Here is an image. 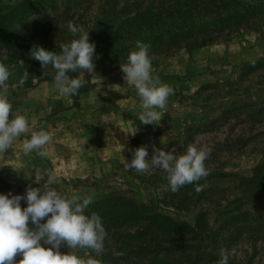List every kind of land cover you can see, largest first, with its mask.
<instances>
[{
    "label": "rangeland",
    "instance_id": "rangeland-1",
    "mask_svg": "<svg viewBox=\"0 0 264 264\" xmlns=\"http://www.w3.org/2000/svg\"><path fill=\"white\" fill-rule=\"evenodd\" d=\"M93 3L86 15L63 17L67 24L56 44L70 42L69 22L91 33L99 9L97 0ZM150 56L153 74L175 93L157 126L138 120L140 100L123 80L121 62H94L93 72L69 73L83 84L75 96L59 94L51 69L32 73L23 84L22 78L7 82L12 114L25 115L29 131L0 156V193L24 194L29 186L40 187L47 178L37 184L36 175L51 170L56 177L51 186L62 195L93 194L87 211L108 207L114 198L129 200L146 209L144 214L166 218L169 238H194L199 225L213 234L202 248L228 250L229 264H264V18L195 35ZM42 129L53 137L45 146L49 157L24 154L22 143ZM189 144L212 148L205 161L209 175L175 193L166 190L163 170L125 168L130 149L147 146L150 159L153 145L180 155ZM21 206L26 204L21 201ZM136 229L129 223L109 233L99 256L90 249L73 251L85 260L91 255L100 264H113L111 257L123 253V238Z\"/></svg>",
    "mask_w": 264,
    "mask_h": 264
},
{
    "label": "clouds",
    "instance_id": "clouds-1",
    "mask_svg": "<svg viewBox=\"0 0 264 264\" xmlns=\"http://www.w3.org/2000/svg\"><path fill=\"white\" fill-rule=\"evenodd\" d=\"M68 29L72 38L61 45L59 51L35 44L29 50V55L40 62L42 69L52 66L55 70L54 86L59 94L75 96L83 84L69 73L94 71L96 45L90 42L89 31H85L83 26L69 22ZM149 53L150 45L137 40L126 61L120 63V70L124 74L123 80L134 87L139 97L138 120L144 125L157 126L163 119L169 97L175 93L170 85L153 74ZM18 65L24 69L20 80L23 84L30 74L24 68L23 60H19ZM10 76L7 65L0 59V156L3 157L29 131L26 116L12 114V103L6 95ZM52 138L48 130L34 131L22 143V151L26 155L36 152L40 158H48L49 152L45 146ZM130 151L131 161L124 160L126 170H135L137 173L147 172L150 168L163 170L166 174V190L173 193L209 175L205 161L211 155L212 148L208 145L189 144L180 155L153 145L150 159H146L147 146L142 145ZM45 177V183L40 187L29 186L24 194L0 193V264H100L91 255L85 260L73 251L77 248L90 249L99 256L105 250L107 232L102 218L95 212L86 214L94 202L93 194L62 195L51 186L56 183L51 170L36 175L35 182L39 184ZM196 190L200 191L201 188L197 187ZM21 201L26 207L22 208ZM62 245H66L69 251L61 252ZM18 254L22 259L17 262L15 258ZM218 255L217 264H229L228 250L221 248Z\"/></svg>",
    "mask_w": 264,
    "mask_h": 264
},
{
    "label": "trees",
    "instance_id": "trees-1",
    "mask_svg": "<svg viewBox=\"0 0 264 264\" xmlns=\"http://www.w3.org/2000/svg\"><path fill=\"white\" fill-rule=\"evenodd\" d=\"M98 22L89 34L96 45L94 62H125L137 40L150 45L156 54L177 47L195 35L212 33L240 25L252 17L264 18V2L244 4L242 0H97ZM85 5V6H83ZM93 0H22L13 5L0 4V56L11 73L8 82L23 78L18 65L31 75L41 68L29 50L35 44L59 51L55 38L63 30V17L78 18L88 14ZM62 8V9H60ZM50 13V14H49ZM97 15V14H96ZM95 21V20H94ZM92 207L86 214L97 213L107 235L118 227L137 225L127 234L121 255L111 257L113 264H217L218 251L202 242L212 238V232L199 225L194 238H169L171 227L158 214H144L129 200L114 198L108 207ZM94 210V211H93ZM145 215V216H144ZM190 227L189 225L185 224ZM32 227L31 223L29 224ZM160 229L161 237L156 234ZM131 240V241H129ZM64 246V245H62ZM22 259V257H21Z\"/></svg>",
    "mask_w": 264,
    "mask_h": 264
}]
</instances>
